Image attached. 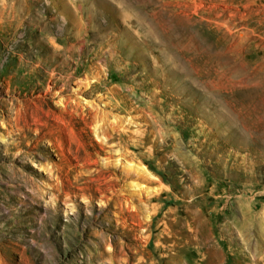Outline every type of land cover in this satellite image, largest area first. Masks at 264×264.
Wrapping results in <instances>:
<instances>
[{"label":"rangeland","instance_id":"1","mask_svg":"<svg viewBox=\"0 0 264 264\" xmlns=\"http://www.w3.org/2000/svg\"><path fill=\"white\" fill-rule=\"evenodd\" d=\"M3 19L0 264H195L201 242L203 264L264 257V0H28ZM89 159L139 217L103 211ZM167 225L178 246L149 254Z\"/></svg>","mask_w":264,"mask_h":264},{"label":"bare ground","instance_id":"2","mask_svg":"<svg viewBox=\"0 0 264 264\" xmlns=\"http://www.w3.org/2000/svg\"><path fill=\"white\" fill-rule=\"evenodd\" d=\"M27 4H28V0H24V2L20 3L19 5L16 2L11 4V5H9L8 3H5V5L3 6L4 11H0L1 12L0 13V35H2L1 39L6 40V38H7L4 29L1 28V24L4 23V21H5L3 19L4 15L8 16V20H9L8 24H11L12 22L17 21L23 15V13L25 11V5H27ZM103 30H106V29H103ZM100 31H102V30H100ZM20 42H21V39L13 42V46H17ZM125 50H126V48L122 47L120 49V53H122ZM2 62L7 64L9 62V58H5ZM63 91H64V89H61V92H63ZM82 92L85 93L86 90H82ZM50 93L52 94V92H50ZM56 93H57V91L54 92V94H56ZM67 100H69V98L66 97V99H61L60 101L62 103H65V102L67 103ZM96 127H97V131L102 130L101 124H99L98 126L96 125ZM126 133L130 134L131 136L133 135L134 138L137 137V132H130V131L119 132V135L122 137ZM106 143H107V141H105V140L101 141V150L106 149V147H105ZM121 156L125 159L128 158L126 152H122ZM77 159H78V157H77ZM87 164L97 166V168H95L93 170L86 169L84 172H82V174H85L88 176H93L96 174L99 175L97 180H99L101 182V184L103 185V188L101 189V191H102L101 200L104 201V206H105L103 208V211L108 210L112 206V201L114 199H116V201H115L116 206L115 207H117V210L115 211L114 215L117 213L118 216L122 217V215L125 212V209H127L128 212H131L135 216L139 217V212H140L139 207H136L135 209H133L131 207V205L127 204V200L130 198L132 200H134L135 196L133 194H129V193L125 192L124 184H122L123 178H117L116 177L114 180H112L110 178V175L109 174L107 175V173H109V171H111V167H112L111 162L107 161L105 163H101L98 159H89ZM120 165H122V163H120ZM128 165L129 166L123 165L124 168L129 169V170H126V173H127L126 179L130 176H133V175H136L138 177L142 176L148 182H153V180L156 179L152 175L143 176L140 172L138 173L135 170H131V168H136V170L139 169L137 167V165H135L134 163L128 161ZM115 166H116V164H115ZM82 168H85V165H83ZM124 183H126V181ZM132 185H133V187L134 186L137 187L135 182H132ZM84 190L89 191V192H85L87 197H91V198L93 197L92 191L90 189H84ZM152 190H153L152 187H146V191L149 192V194L153 193ZM107 191H110V193ZM151 196L154 197V194H152ZM155 214H156V206H153V211L150 214L151 219L153 218V216ZM135 220H138V219H135ZM113 221L115 222L116 225L122 224V228H124V229L131 230V231L134 230V227H130L128 219H125V220L124 219H122V220L114 219ZM147 223H148V228L146 229L147 230L146 246H149L151 244L150 239L153 235V232H152L153 223H152V221H150V222L147 221ZM137 224L142 225V222H139ZM164 231H165V236L167 239H169V241H167L166 243H164L162 241H160L158 244L156 243V246L152 249V251H149V254L152 253V255H153L154 249L158 250V248H156L157 246L161 247L162 249H164L166 251H167V248L172 250L174 246H178L179 243H175V242L170 240V238L172 237V233H171L172 231H171V228L169 227V225L166 226ZM138 238H139L138 236H135V237H131L130 240L138 239ZM206 247H207V245L205 243H202V242L199 243L195 247V250L192 252L194 254L193 256L196 259L195 264H203V262L206 258V254H205ZM185 248L186 247H183V248L181 247V249H185ZM112 254L116 255V248L115 247H113ZM171 255H172V253L170 252L168 257ZM119 261L114 260V264H118ZM146 261L147 260L145 258V253L142 252L141 254H139L137 256V262L135 264H146L145 263ZM126 263L129 264V262L127 260H126ZM252 264H264V257H254V260H252Z\"/></svg>","mask_w":264,"mask_h":264}]
</instances>
